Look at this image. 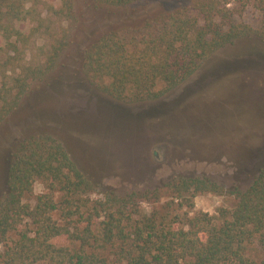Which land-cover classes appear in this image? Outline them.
Wrapping results in <instances>:
<instances>
[{"label": "trees", "instance_id": "trees-1", "mask_svg": "<svg viewBox=\"0 0 264 264\" xmlns=\"http://www.w3.org/2000/svg\"><path fill=\"white\" fill-rule=\"evenodd\" d=\"M91 1L124 8L140 0ZM176 2L86 45L80 54L85 80L116 99L146 102L178 87L207 55L235 39L254 33L264 44V0ZM234 3L255 9L258 27L236 22L240 10ZM75 8V0H60L58 7L44 0H0V35L8 50L18 53L41 30H49L50 39L43 63L19 66L10 83L0 85V121L30 85L50 84L70 42ZM50 16L65 25L51 30ZM26 21L32 26L24 32L16 24ZM36 180L44 190L32 199ZM165 192L184 203L161 202ZM199 193L230 194L236 202L214 214L179 212L183 205L191 208ZM143 203H153L149 212ZM253 244L264 249V163L245 189L179 175L151 190L117 195L98 191L51 132L29 134L9 153L0 193V264H264V257L250 253Z\"/></svg>", "mask_w": 264, "mask_h": 264}, {"label": "rangeland", "instance_id": "rangeland-1", "mask_svg": "<svg viewBox=\"0 0 264 264\" xmlns=\"http://www.w3.org/2000/svg\"><path fill=\"white\" fill-rule=\"evenodd\" d=\"M44 1L60 5V0ZM176 1L140 0L132 7L109 8L75 0L70 42L57 60L50 84L30 85L0 121V193L6 187L9 153L25 136L40 131L61 140L98 191L124 195L151 190L179 175L207 177L227 189H245L253 182L264 163V44L254 33L210 53L186 81L146 102L116 99L81 73L80 54L86 45L113 27L140 22ZM233 5L240 10L236 22L258 27L255 9ZM46 23L53 31L65 25L54 16ZM16 25L24 32L32 26L28 21ZM48 35L49 30L39 31L16 54L0 35V85L9 84L19 66L45 61ZM43 190L36 180L31 198ZM164 194L161 202L184 203L182 197ZM235 202L230 194L199 193L191 208L183 205L179 212L214 214ZM141 206L149 212L153 203ZM250 253L264 257L257 244Z\"/></svg>", "mask_w": 264, "mask_h": 264}]
</instances>
